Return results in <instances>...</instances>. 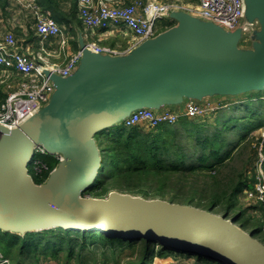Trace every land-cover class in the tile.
Segmentation results:
<instances>
[{
	"label": "water",
	"instance_id": "1",
	"mask_svg": "<svg viewBox=\"0 0 264 264\" xmlns=\"http://www.w3.org/2000/svg\"><path fill=\"white\" fill-rule=\"evenodd\" d=\"M244 9L233 31L173 10L176 25L122 54L90 49L79 31L81 66L67 76L38 60L55 87L49 102L17 127L0 124V229L100 231L222 264H264V243L227 215L119 191L83 196L102 166L96 135L134 111L181 112L189 101L264 90V0H244ZM39 146L60 157L42 183L29 169Z\"/></svg>",
	"mask_w": 264,
	"mask_h": 264
},
{
	"label": "trees",
	"instance_id": "2",
	"mask_svg": "<svg viewBox=\"0 0 264 264\" xmlns=\"http://www.w3.org/2000/svg\"><path fill=\"white\" fill-rule=\"evenodd\" d=\"M37 2L44 8L56 10L59 7L57 0ZM73 12L75 18L78 12L76 3ZM80 24L83 25L81 20ZM166 26L162 24L157 28L162 31ZM259 96L256 93L253 97ZM6 97L5 84L0 81V107ZM235 108L244 109L245 114L236 117L224 114L222 120L217 119L218 125L213 132H204L203 123L186 116L174 125H115L99 132L96 138L102 166L83 196L105 198L110 192L119 191L145 198H167L168 201L191 204L229 218L230 212L238 207L240 197L255 186V162L260 146L264 152L262 133L248 141L252 130L264 127V101L253 107L247 101ZM238 120H241L240 124ZM235 128L243 134L241 141L229 150L227 142L230 137L226 136L225 129L233 131ZM185 138L192 141L191 145ZM194 140L196 143L193 145ZM245 141L248 144L244 145ZM246 151L244 166L241 170L235 168L233 163ZM35 156L38 168L31 174L36 183H42L58 159L42 152ZM154 182H157L155 187ZM255 202L264 214V202ZM232 218L244 230L251 229L249 232L264 243V223L251 228V220L245 217V210L236 212ZM0 254L13 264H45L46 261L53 264H154L156 257L165 258L173 254L194 255L196 261L203 264H222L201 254L177 253L175 249L145 238L110 237L100 231L61 227L23 235L0 229Z\"/></svg>",
	"mask_w": 264,
	"mask_h": 264
},
{
	"label": "built area",
	"instance_id": "3",
	"mask_svg": "<svg viewBox=\"0 0 264 264\" xmlns=\"http://www.w3.org/2000/svg\"><path fill=\"white\" fill-rule=\"evenodd\" d=\"M11 1L15 2L21 10L30 12L36 35L41 38L42 42L57 37L62 52L67 51L71 38L68 27L60 24L51 11L44 10L37 0ZM66 1L77 4L78 17L86 29L111 30L116 27H126L135 35L134 46L160 33L161 31L158 30L157 26L161 21L167 19L173 10L184 9L230 31L235 30L240 25L245 10L244 0H198L197 4L188 6L174 2L164 3L159 0H135L125 5H118L112 0ZM86 44L87 47L96 52L109 54H122L131 49L120 51L94 41H87ZM81 55L82 51L78 49L74 53H68L64 63H53L49 58L50 53H47L43 46L41 51H33L29 46H25L24 40H19L12 30L6 31L0 38V81L5 84L7 91V97L0 107V124L9 128L17 127L37 109L49 102L55 87L50 78L43 72L38 60L42 61L45 67L51 71L61 76H67L77 65ZM14 78H17L16 81L13 80ZM216 110L217 106L210 101L203 104L189 101L181 112L171 109L158 112L142 108L131 113L121 125L124 127L141 124L150 127H157L162 124L174 125L183 116L190 119L202 118L214 111L216 112ZM262 135L264 136V132ZM37 152L50 154L42 146L36 148L35 155ZM53 156L58 160L60 159L57 155L53 154ZM38 163L35 160L34 169L38 168ZM254 173L256 176L255 186L245 191V197L264 202V152L262 146H260L259 155L255 162ZM0 260V264L10 262L1 254ZM45 264L53 263L46 261Z\"/></svg>",
	"mask_w": 264,
	"mask_h": 264
},
{
	"label": "crops",
	"instance_id": "4",
	"mask_svg": "<svg viewBox=\"0 0 264 264\" xmlns=\"http://www.w3.org/2000/svg\"><path fill=\"white\" fill-rule=\"evenodd\" d=\"M59 7L54 9L44 8L46 11H51L60 20L58 21L68 27L70 42L67 51L62 52L58 38H50L42 42L41 38L36 35L34 21L29 11L21 10L20 7L11 0H0V38L3 37L6 31L12 30L21 40H24V45L29 46L33 51H41L42 46L47 53H50V59L64 63L68 53H74L79 49L78 34L81 31L87 41H94L101 45H109L120 51H126L132 48L135 44V35L126 27H116L111 30L94 29L88 30L78 19V12L73 17V6L75 3L66 0H57ZM118 5H125L134 2L135 0H112ZM149 1V0H144ZM164 3H179L183 6L194 5L198 0H159ZM167 24L166 29L176 25V21L169 17L160 22L159 25ZM170 25V26H169ZM165 29V30H166ZM164 31V30H162ZM45 52V51H44ZM63 61V62H62ZM180 108V107H179ZM182 108V107H181Z\"/></svg>",
	"mask_w": 264,
	"mask_h": 264
},
{
	"label": "rangeland",
	"instance_id": "5",
	"mask_svg": "<svg viewBox=\"0 0 264 264\" xmlns=\"http://www.w3.org/2000/svg\"><path fill=\"white\" fill-rule=\"evenodd\" d=\"M243 45H246V43L243 42ZM105 46H109V45H105ZM50 58V56H49ZM51 62L53 63H59L58 61H53L52 59H50ZM63 62V61H62ZM81 66V63H78V67ZM17 78H14L13 80L16 81ZM12 84H14V82H12ZM256 93L260 94L261 96L259 97H253ZM213 102L216 106H217V110L216 112L214 111L213 113H210L209 115L202 117V118H195L193 120H196L197 123H203L204 125V132H213V130H215V128L217 127V119L220 118L221 120L223 119L222 116L224 114L228 115V116H232V117H236V116H242L245 114L244 109H236L235 106L236 105H241L243 102H247L250 101V106H257L260 104V101H264V90L261 91H248V92H243L240 94H236V95H230V96H220L218 98H212ZM264 109V108H262ZM199 121V122H198ZM238 123H241V120H238ZM120 124V123H119ZM118 122L116 125H119ZM232 125V123H230ZM233 129V131H231L230 129H225V134L226 136L230 137V139L227 142V148L229 150H231L230 148H232L234 145H236L237 143H239L241 141V137L243 132L241 130H236ZM235 131V132H234ZM251 135L249 136L248 141H251L250 138L252 137V139H254L255 137L259 136L261 133L264 132V127L263 128H258V129H254L251 131ZM185 141L189 142L190 145L192 143V141L189 138H185ZM248 141L243 142L244 145L248 144ZM196 143V141H193V145ZM248 153V151H246L240 158L237 159V161H235V163H233V165L235 166V168L240 169L242 165L244 166V159L247 157L246 154ZM36 160V156L34 157L33 161L31 162V164L29 165V169L31 173H34V162ZM157 184V182L153 183V186L155 187V185ZM87 197L89 195H86ZM166 200H168L166 198ZM257 204L254 200L249 199L247 197H245V195L241 196L239 199V205L238 207L234 210L230 212V217L232 218V216L241 210H245V217H249L251 220V228L254 227H258L260 225V223H264V214L263 212L256 207ZM237 225L240 226L239 223H237ZM251 229L247 230V232H249ZM258 240H261L260 237H256ZM8 264H13L11 262H9ZM55 264V263H54ZM154 264H203L201 262H197L196 258L194 257V255H183V254H173L171 256L165 257V258H160V257H156V259L154 260Z\"/></svg>",
	"mask_w": 264,
	"mask_h": 264
},
{
	"label": "bare ground",
	"instance_id": "6",
	"mask_svg": "<svg viewBox=\"0 0 264 264\" xmlns=\"http://www.w3.org/2000/svg\"><path fill=\"white\" fill-rule=\"evenodd\" d=\"M201 249H202V247L200 245L195 248V250H201Z\"/></svg>",
	"mask_w": 264,
	"mask_h": 264
}]
</instances>
